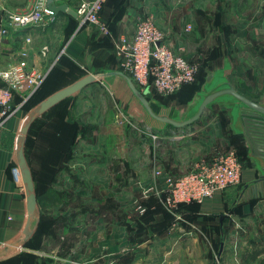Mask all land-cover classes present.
Instances as JSON below:
<instances>
[{
    "label": "crops",
    "instance_id": "obj_1",
    "mask_svg": "<svg viewBox=\"0 0 264 264\" xmlns=\"http://www.w3.org/2000/svg\"><path fill=\"white\" fill-rule=\"evenodd\" d=\"M35 1L0 0V9L5 8L12 13L22 14L31 9ZM76 1L64 0L60 3L57 0V3L68 4L70 8L75 10ZM105 2L102 20L108 22L111 26L110 39L99 42L98 39L102 36L99 35L96 29L91 26L80 27L79 20L77 21V19L67 14H60L53 21L45 19L36 27L11 29V34L6 40L0 39V67L4 68L11 64L14 53L24 45L26 38L30 37L32 40L29 54L30 66L33 67L34 65L41 72L45 69L48 61L54 58H56L55 62L57 61L56 66L61 63L63 65L73 63L80 67V70H86L82 67V65H85L89 73L101 69L115 68L114 62H117V59L111 58V56L116 54L115 44L117 39L122 35L131 36L134 33L138 17L142 15L152 17L157 27L164 32L168 45L175 51L183 49L184 54L189 59V57H193L195 46L197 47V44L203 39V34L206 35V33L211 32L213 36L219 33L227 34L231 31L230 27L235 25L240 17L238 10L235 8L242 4V1L233 0H106ZM77 22L79 26L76 27L74 32L70 31V36H68L66 30L70 23L75 24ZM189 25L192 26L191 32L186 30ZM66 38L67 41L61 49ZM94 43L100 45L94 47L92 46ZM44 48H47V50L44 51ZM227 63L232 64L230 56H225L220 66L207 70L206 75L208 72L222 69ZM52 70L49 68L48 72L51 73ZM48 72L46 74H49ZM48 76L50 75H47V78ZM85 90L82 94L86 95L88 89ZM132 109L136 110L137 107L133 106ZM76 110L79 117V120L76 121L77 127L88 128V126H91V128H95L93 131L95 135H90L89 139L88 132H85L83 136H76L78 143L75 145V150L71 152L70 158H66L68 155L63 153L64 150L61 147L62 136L55 130L57 128L56 122L51 119L54 116L45 117L43 115L39 119L42 123L37 129L38 134L33 142L32 167L30 168L32 175L33 173L37 175L39 190L48 191L51 189L59 193H73L74 196L79 195L78 198H75L82 201L84 205L86 200H95L90 198L91 195L89 194L94 191L102 192L100 198L102 201L104 200L103 204L107 201V197L103 193L107 194L113 191L109 190L111 184L109 174L114 165L117 167V176L122 177L125 175L124 170L127 169L126 164L129 168H132L128 164L129 159L133 158L137 161L136 168L140 173L135 172V168L134 170L132 168V176H138L139 178L142 173L145 176L143 175L144 178L141 177L139 182L132 181L131 183L136 184V191L140 195L141 192L149 188H153V192H156V189L159 191L164 188L163 180H159L155 175L157 167L161 169L165 176L182 175L189 169L188 159L192 158L191 164L193 165V162L198 160L197 157L200 152L205 148L202 140H194L196 136L195 128L192 131H187V137L184 141L186 148L178 151L176 145L182 140L181 138L163 137L167 136L166 132H161L162 135H158V139H153L151 134L139 137L136 133L129 132L131 127L120 126L115 119H112V125L110 121H106L104 119L106 110H103L100 120H95L93 123L92 113H90L92 119L88 118V98L80 102ZM134 122L142 124L138 119H135ZM230 122L229 118L228 129L231 133L230 138H233L235 135ZM143 123L144 125H150L149 122ZM10 129L9 126V131ZM9 131L4 134L0 141V250L19 239L27 222L25 190L20 170L15 162V151L11 148L9 135L11 131ZM153 133L157 136L156 131H153ZM225 134L228 138V131H225ZM222 138H224V132H215L213 144H216ZM225 142L226 150L232 147L231 143L226 144ZM178 153H180V160H177ZM246 160L249 166L243 172L240 187L220 193L213 200L199 203L200 206L196 215L200 218H215L222 238L228 231L226 226L231 225L234 221L233 218H246L242 217L241 214H251L249 217L253 218L256 209L264 208V183L249 188L240 199L242 187L260 177L253 162L248 157H246ZM120 165H123L124 168ZM34 167H36L35 171ZM123 183H125L124 180H121V189L126 188ZM121 189L119 188L118 191ZM71 195L69 194V197L73 196ZM120 195L126 196L124 191ZM152 196H155V194H152ZM140 197L143 198L142 195ZM66 199L70 200V198ZM66 199L59 200L57 203H64V208H68L69 200ZM73 199L72 197V201ZM151 205L153 213L150 217L147 216L145 222H142L144 229L141 235L135 234L131 237L130 228L124 226L127 222V224H132L135 227L138 222H141L140 219L135 223L125 222L119 212L115 219L108 216L100 219L101 227L99 229L95 227L98 231L96 233L90 231V237L87 236L84 239V234L79 233L82 232V229L78 228L76 223H71V228L65 231L63 230L65 228L61 229L64 223L58 222L55 228L56 234L64 235L61 238L63 241L59 245L54 243L51 244L52 246L50 244L46 245V238L44 237L42 239L43 246L44 248L49 246L47 248L48 252L44 251V248L43 251H32L26 248L29 241L23 250L8 257H0V264H16L15 260L25 252H36L42 258L58 259L61 262L60 264H88V260L92 262L96 257H104L106 261L103 264H108L112 256L117 259L115 264H123L122 262L126 256L133 257L131 264H171L176 256L188 255L189 252L185 244L191 236L194 238L192 241L196 242V236L187 233L186 229L180 225L174 226L175 222H170L159 212H156L155 203H151ZM251 209L252 211H250ZM221 217H224L223 220H221ZM53 218L60 219L57 216ZM171 224L174 227H171ZM134 231H137V229ZM64 240L65 243H69L67 252L63 248L64 244L62 245ZM51 248L52 251H50ZM225 251L226 246L224 243V251L220 259L224 257ZM65 256L68 258H65ZM200 262L205 263L204 260ZM111 264L114 263L111 262ZM179 264H183L181 259ZM185 264H189L188 260Z\"/></svg>",
    "mask_w": 264,
    "mask_h": 264
},
{
    "label": "rangeland",
    "instance_id": "obj_2",
    "mask_svg": "<svg viewBox=\"0 0 264 264\" xmlns=\"http://www.w3.org/2000/svg\"><path fill=\"white\" fill-rule=\"evenodd\" d=\"M233 1H238V2L242 1V4H240L239 7L234 6L236 7L235 9L238 10L240 17L237 23L230 27L231 31L227 34L219 33L218 35L215 34L213 36L211 32L206 33V35L203 34V39L197 44V47L195 46L196 49L194 51L193 57L190 58L188 56L189 60L192 63L196 64L199 68L197 79L193 83V85H190L182 89L181 91L170 97H160L161 100L165 104H167L170 107V109H172L174 112L188 109L196 102V100L198 99L197 94L199 92L201 85L203 84L206 71L214 67L220 66L221 61L225 56H230L232 59V64H230L232 68V74L230 75L229 80L236 88V90L253 101L264 103V0H246V1L233 0ZM190 34L193 35L192 33ZM66 41L67 38L65 39L64 44H62L61 49L64 47ZM115 56L116 54L112 55L111 58L113 57L116 58ZM61 58L62 56L60 57V59ZM55 59L56 58L48 61V64H46L45 69L42 70L43 73L48 72L49 68L54 69V67L57 65V61L55 62ZM82 67L86 68V70L83 71L84 74H81L75 69L70 70L69 66L65 67L63 71L70 70V75H84V76L88 75L89 72L87 71V67L85 65L84 66L82 65ZM33 68H35L34 65ZM115 68H118V65L115 66ZM48 73H49L48 75L51 74L50 72ZM66 78L68 80L69 85L75 82L73 80V77L72 78L66 77ZM65 87L62 88L54 87V85H52V80L45 81V83L42 85V87L39 90L38 93L39 95L36 98H33L31 102L30 100L27 101L24 104L23 109L17 114V116L13 117L8 122L4 134H6L9 131V126H10L11 132L9 131L10 132L9 135L12 146L11 148H13L14 151H15V144L20 129V125L23 119L37 106V103L39 102V98L41 96L43 97L49 95L51 92L54 91H55L54 93H56L57 91ZM87 89L88 92H86V95L82 94L80 97L76 98L75 101L72 102L71 104L72 106H70V108L66 110L67 116L65 117L69 121V123L66 124V126L62 125L64 127L62 131L64 132L61 138V145L62 144L67 145V143L68 144L72 143L73 138L70 137L71 135L70 131L72 130L74 132L72 126L76 125V121L79 120L76 108L79 105V103L84 101L86 98H88V118H90V113H92L91 116L93 115L94 117V120L92 121L93 123L95 122V120H100V117L103 115V110L104 111L106 110V112L104 113V119L106 121H110L111 125H112L111 123L112 119L117 120L121 118L122 117L121 114H123L127 118V119L125 118L126 121L133 122L132 125H134V127H132L129 124H125L124 126V127H131L129 128L130 133L132 134L136 133L137 136L143 137L148 134L153 135L154 134L153 131H156L157 136L162 135L160 132H158L159 124L150 122L149 123L150 125H144V123L142 122L141 124L142 126H141L140 124L134 122L135 119L137 118L136 116H134V114L131 113L132 107H130L127 104V102L124 100L123 95L125 94L127 95V93H126V88L122 82L118 80H111L110 82L93 84L89 86ZM64 111L65 110H63L61 114H63ZM59 114H60V110L58 108L57 110L51 112L50 115L57 116ZM39 119L35 121L36 124H34L35 125L34 127L32 125L31 127V129L33 128L32 132L30 129L29 132L30 145L33 144V142L36 140L35 136L37 135L36 134L37 129L42 123ZM90 119H92V117ZM228 122H229V115L227 108L216 105L210 107L205 112L203 118L193 127L177 130V131L169 130L165 133L167 134V136H163V137L173 136V137L181 138L182 140L178 142V145H176V148L178 149V151H180V149L186 148L184 146V141L187 137L186 134L187 131H192V129L195 128L196 136L194 137V140L195 141L202 140L205 144V148L200 152V155L197 157L198 159L197 161L205 158L211 161L215 157L219 156L222 152H225L226 148L224 146V142L226 141L225 142L226 144L227 143L232 144V147L229 148H233V150L236 151L237 155L241 158L244 164V168H246L249 166V163L245 158V154H246L245 147L244 145L241 144H235L234 139L230 138L231 133L229 132L228 129V125H229ZM59 128L60 127H57L55 128V130H58ZM80 129H82V131L84 130V132L85 130L86 132H88V128L82 127ZM218 131L224 132V138H222V140H218L216 144H213L214 133ZM225 131H228V135H229L228 138L226 137ZM87 134H88V139L91 137L90 135H95L94 132H91V134L90 133ZM81 135L83 136V134ZM73 143L74 144H73L72 152H74L76 147L75 145L76 143H78V141L75 140L73 141ZM194 150L196 151L195 148ZM171 154L173 155V152ZM177 160H180V153H178ZM191 160L192 158L188 159L189 169L186 170L185 173H187L191 169V167L195 165V163L197 162L194 161L192 165ZM128 164H130V167H132L133 170L135 168V172L137 171L138 173H140L136 168L137 161L135 159L130 158ZM126 166L127 169L124 170L125 175L122 177L117 176L118 172H117V167H115V165L111 169V171L109 170L110 171L109 179L111 183L109 190H113L112 193L114 194L110 192H108L107 194L103 193L105 197H107V201L104 204H103L104 200L102 201L100 198V196H102V192L100 191H96V192L94 191L89 193L91 195L90 198H94L95 200L94 201L86 200V204H88L87 206L86 204L84 205L82 201L76 199L78 198L79 195L74 196L73 193L65 192L64 193L66 194L65 198H70V200L66 199L69 200V207L64 208L65 207L64 203L59 204L56 201H54L53 204L49 205L46 208L45 217H47L48 219L49 218L52 219L53 217L56 216L58 218L62 217L63 218L62 221H64L63 222L64 225L61 226V229L65 228L63 229L65 231L71 228L70 227L71 223H76L78 225V228L80 227V229H82V232L79 233L84 234L83 239L86 238L87 236L90 237V231H93L92 233L94 232L96 233L98 231V229L101 227V223H99V221L104 216L106 217L108 216L111 219H115L117 217V213L119 212V215H122L125 222L126 221L135 222L140 212L142 210H145L143 205H141L142 198L140 196L142 195L143 199H147L145 197L147 193L146 190L144 189L145 191L141 192L139 195L135 188L136 184H132L131 182L132 181L139 182V179L141 180V177L143 179L145 174L144 173L140 174L139 178L138 176L133 177L131 174L132 168H129L127 164ZM120 167L124 168L123 165H120ZM35 170L36 167H34V171ZM185 173H183L182 175H175V174L173 175L176 177H180L183 176ZM121 180H124L125 183L123 184L126 188L121 189L122 187L120 186ZM118 186L121 189L120 191H118L119 190V188H117ZM122 191H124V194L126 196L123 197L122 195H120ZM69 194L73 195V196L71 195L74 198L73 201H72V197H69ZM139 198L141 199L139 200ZM137 200L139 201L137 202ZM255 202L257 203V201ZM120 203L123 204L121 205ZM252 209L250 211H252ZM170 213L174 217V221H173V223L175 222L174 226L180 225L184 229H186L187 233L191 235L195 234L196 236L195 237L196 242L192 241L194 240V238H192L191 236L189 237V241H187L185 244L186 249L189 252L188 255H185L183 257L176 256L175 257L176 259L173 260V263L171 264H179L180 259L182 260L183 264H185L187 260L189 264H202L200 261L203 260L205 261V263L203 264H213V262L216 259L218 260L220 241H223L225 243L226 251L224 253V257L222 259H219L217 264H264V208H259L258 210L256 209L255 212L253 213L254 215L253 218L249 217L251 216V214L250 215L247 214L248 217L247 215L241 214L242 217H246L242 219L241 218L237 219V217L233 218L234 221L231 223V225L226 226V230L228 231H226L225 236H223V239H221V236L219 234V230L216 225L215 218L211 219V218L194 217L192 219H188V218L186 219L184 215H182L180 212L178 213L175 211ZM102 226L105 227L104 225ZM124 226L129 227V224H127L126 222ZM174 226L173 224H171V227ZM95 227H98V229L96 230ZM63 237H64L63 234L62 235L56 234V230L55 232L51 231L45 237L46 245L47 244L51 245L53 243L59 245L60 242L63 241L61 239ZM62 245L64 250L67 252L69 243L68 242L65 243L64 240V243H62ZM48 247L49 246L45 247L44 251L48 252L47 249ZM52 250L53 249L51 248L50 251ZM30 254H32L33 256L31 255L28 256H31L32 258L35 257L36 259L37 257L38 264L61 263L58 261V259L54 260L48 257L45 258L39 257L36 252H32ZM28 256L24 258L23 264H26V261L28 263H31L29 260L30 258H28ZM67 256H65V258H68ZM132 259H133L132 256H126L122 263L131 264ZM116 260H117L116 257L112 256V259L109 261L110 263L108 264H111V262L115 264ZM104 261H106L104 257H96L93 259L92 262L91 260H88V264H103Z\"/></svg>",
    "mask_w": 264,
    "mask_h": 264
},
{
    "label": "built area",
    "instance_id": "obj_3",
    "mask_svg": "<svg viewBox=\"0 0 264 264\" xmlns=\"http://www.w3.org/2000/svg\"><path fill=\"white\" fill-rule=\"evenodd\" d=\"M106 0H77L75 11L80 27L91 26L101 36H110L107 24L101 18ZM45 19L54 17L47 7V0H36L31 9L22 13H10L0 9V39L6 40L11 29L39 26ZM192 31V26L187 27ZM32 40L26 38L24 45L14 53L13 61L7 67H0V141L8 122L16 117L24 104L39 90L47 78L46 73L29 65ZM47 48H44V51ZM117 65L130 76L141 91L148 90V96L170 97L184 86L193 84L199 68L184 54L183 49L171 48L162 32L150 16L138 17L134 33L120 36L115 44ZM117 124L124 126L133 122L126 121L121 114ZM127 119V118H126ZM139 126V125H138ZM153 139L158 136L151 135ZM244 164L233 148L227 149L211 161L201 159L183 176L164 175L159 167L155 175L163 180L164 188L153 192L146 190V198L155 194L164 196V205L170 212L178 210L181 204L203 203L215 199L220 193L242 185ZM142 210L140 213H144Z\"/></svg>",
    "mask_w": 264,
    "mask_h": 264
},
{
    "label": "water",
    "instance_id": "obj_4",
    "mask_svg": "<svg viewBox=\"0 0 264 264\" xmlns=\"http://www.w3.org/2000/svg\"><path fill=\"white\" fill-rule=\"evenodd\" d=\"M47 7L54 18L60 14H67L78 20L76 11L68 4H58L57 0H47ZM231 74L232 68L228 63L222 69L208 72L197 94L196 102L188 109L178 112H174L159 100L150 98L148 90L138 89L130 76L119 68L91 72L43 100L23 119L15 144V162L21 173L26 196L27 222L19 239L0 250V257H8L23 250L29 241L34 240L41 221L35 182L26 157V143L32 125L58 104L80 97L86 88L96 83L111 80L122 82L127 93L123 95L124 100L130 107H137L136 110L132 109L131 113L140 122L159 124L158 132L160 133L193 127L210 107L215 105L226 107L234 135L243 139L247 148V157L260 174L259 179L242 187L240 199L249 188L264 183V103L253 101L238 92L229 80ZM223 218L221 217V220ZM223 251L224 244L221 245L218 260Z\"/></svg>",
    "mask_w": 264,
    "mask_h": 264
},
{
    "label": "trees",
    "instance_id": "obj_5",
    "mask_svg": "<svg viewBox=\"0 0 264 264\" xmlns=\"http://www.w3.org/2000/svg\"><path fill=\"white\" fill-rule=\"evenodd\" d=\"M63 1L64 0H58V2H60V3L63 2ZM105 3H104V5H105ZM103 9H104V6H103ZM103 9H102V12H101V18H102ZM78 22L75 23V24L74 23L73 24L70 23L68 29L66 30L68 36H70L69 35V32L70 31L71 32H74V30L76 29V27L79 26L78 25ZM105 23L107 24L108 28L110 29V32H112V29H111L110 24L108 22H105ZM70 34H72V33H70ZM110 37L111 36H102L98 40H99V42H101L102 40L106 41V40L110 39ZM96 45H100V44L94 43L92 46L95 47ZM59 65H62V66H59ZM59 65L54 67V69L52 70L50 76H48V78H46V80H45V81L52 80V85H54V87H60V88H62V87L68 86L69 83H68V80H67L66 77H69V78L70 77L71 78L73 77V80L76 81V80H79L80 78H82V76H84V75H70V70H73V69H75L76 71L80 72L81 74H84V72H83L84 70H82V69L80 70V67L76 66L73 63L72 64H64V65L61 63ZM67 66L70 67L69 68L70 70L69 71H63V69L65 67H67ZM114 66H117V62H114ZM87 71H88V68H87ZM205 77H206V75H205ZM205 77H204L203 83L205 81ZM45 81H44V83H45ZM191 85H193V84H191ZM202 85H201V87H202ZM188 86H190V85L184 86L182 89H184V88H186ZM201 87H200L199 91L201 90ZM40 88H39V90H40ZM39 90L31 97L30 102H31V100L33 98H36L39 95L38 94L39 93ZM54 92H51L49 95H46V96H43V97L41 96L39 98V102L37 103V105L40 102H42L44 99H46L48 96H50L51 94H53ZM160 97L161 96L154 95L153 98L159 100L164 105L168 106L167 104H165L161 100ZM74 101H75V99L65 100L64 102H62L59 105H57L56 107H54L47 114H45V117H49V116L52 117V115H50L51 112H53V111H55V110H57L59 108L60 114L57 115V116H54L51 119H54V121L56 122L57 127H60L57 131L61 134V136H63V132H64V131H62V129L64 128L62 125L66 126V124L69 123V121L65 117V116H67L66 110H68L70 108V106H72L71 104ZM63 110H65L64 113H63L64 115L61 114V112ZM34 124H36V123H34ZM34 124H33V127L35 126ZM76 127H77V124L74 125V126H72V129L74 130V132L72 130L70 131L71 132L70 137L73 138V141L76 140V136H78V135L80 136L81 134L84 135V133L86 132V130L84 132V130L82 131V129H80L79 127H77V129H76ZM32 130H33V128L31 129V132H32ZM92 130L94 131L95 128H91V126H88V133L91 134V132H93ZM36 134H38V133H36ZM233 138H234V141H236L235 143H239L241 145H244V147H245V143H244V141H243L242 138H240L238 136H233ZM73 141H72L71 144L70 143L69 144L67 143V145H65V144L63 145L62 144V146H61L63 148V150H64V152L63 151L62 152L68 155V157H66V158H70V154L72 152V148H73V144H74ZM33 147H34V143L30 145V139H29V136H28L27 143H26V157H27V160L29 162L30 167H32L31 166V153H33L32 152V148ZM245 153H246L245 154V158H246L247 157V148L246 147H245ZM240 160H241V158H240ZM33 176H34V180H35V184H36L35 186H36V193H37V196H38V202H39L40 209H41V221H40V224H39V228H38V230H37V232H36V234L34 236V241L33 242L30 241L27 244V247L26 248H28L29 250H32V251H42L43 248H44L42 239L44 237H46V235L49 234L51 231L53 232L55 230L58 222H64V221H62L63 218H61V217H59L60 219H54V218H52V219L49 218L48 219L47 217H45L46 216L45 215V210H46V208L49 205L53 204L54 201L58 202L59 200L66 199L65 198L66 197V194L59 193V192H54L51 189L48 190V191L39 190V186L37 185V175L35 173H33ZM163 201H164V196L163 195L161 197L150 196L147 199H143V198L141 199V205H143V207L145 209V212L142 213V214L140 213L138 215V217L136 218V221L135 222H138L139 219L141 221V222H138V224H136V226H135L136 228L133 227L132 224L129 225V228H130L129 230L131 232V237H133L135 234L136 235L143 234V229H144L143 227L144 226H143V223L142 222L143 221L145 222V220H147V216L150 217V215L153 213V211L151 210V206H152L151 203H155L156 208H157L156 209V212H159L161 215H163L165 218H167L170 222H173L174 221L173 215L170 213L169 210H167L165 208V205H164V202ZM199 206H200V204L197 203V202H192V203H189V204H181L176 212H178V213L180 212L181 214H183L186 219L187 218L188 219H192L194 217H198L196 214H197V210H198V207ZM58 220H60V221H58ZM136 229H137V231H134ZM219 233H220V231H219ZM221 239H223L222 238V234H221ZM222 244H224V242L223 241H220V243H219V252L221 250V245ZM28 255L33 256L32 254H30L28 252L22 253L20 255V257H18L15 260V263L16 264H23L24 258L27 257ZM31 256H28V258H30L29 260H30L31 263H28L26 261V264H32V263H35L36 264L37 257L35 259V257L32 258ZM217 263H218V260L216 259L213 262V264H217ZM37 264H38V262H37Z\"/></svg>",
    "mask_w": 264,
    "mask_h": 264
}]
</instances>
